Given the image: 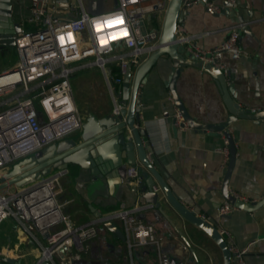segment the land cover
<instances>
[{"label":"crops","instance_id":"1","mask_svg":"<svg viewBox=\"0 0 264 264\" xmlns=\"http://www.w3.org/2000/svg\"><path fill=\"white\" fill-rule=\"evenodd\" d=\"M234 1V8L229 14H211L200 4L190 5L185 10L182 25L188 33L199 34L197 46L207 49L225 38L227 27L239 23L238 16L244 18L242 28L245 26L249 31H240L239 57L232 59L224 53L219 60L226 74L232 76L229 84L235 95L233 101L240 107L252 108L256 112L264 109V0ZM213 2L221 3L224 0ZM9 4L11 22L22 24L29 16L30 0H9ZM114 6L115 0H72L67 13H54L60 20H68L76 17L80 10L94 15L107 12ZM247 14L251 15L249 19ZM23 26L30 28L27 24ZM9 51L14 52L13 47L5 53L1 51L0 55L4 56ZM162 58L149 70L145 82L138 89L141 98L139 126L145 130L142 142L147 157L181 204L222 231L226 242L246 248L245 264H264V204L252 212L235 209L224 216L216 214L217 206L226 202L221 193V181L227 165V162L225 166L222 165L220 152L224 138L219 133L190 127H176L173 130L172 120L179 113L163 85L169 74V62L165 56ZM3 62L2 59L0 72L16 64V61ZM69 83L74 104L82 118L87 113L95 117L104 115L114 105L108 90L106 95L111 106L107 109L104 103L101 104V89L96 93L84 76H75ZM174 87L186 113L195 122L218 124L228 115L215 80L201 68L191 65L184 67L176 77ZM10 95L0 96V100ZM229 133L236 153L227 181L228 192L258 200L264 196V120L253 122L236 119L229 125ZM134 158V165L138 167L136 156ZM127 166L129 164L122 160L120 176L107 178L103 183L87 170L77 167L51 173L58 174L54 184L55 199L61 213L67 216L70 227L83 225L95 219L96 214L100 216L144 204L141 194L132 192L135 185L125 181L124 170ZM21 190L8 186L0 193L15 194ZM156 192L164 215L152 207L143 212L142 219L153 225L161 252L169 255L174 264H222L221 252L213 241L203 231L182 220L164 201L162 194L158 190ZM113 224L119 228V223ZM62 227L61 223L53 224L48 227V233ZM100 228L97 233L100 232L101 243H94V239H91L86 250L93 255L101 253L102 260L93 263L128 264L123 241L103 226ZM35 242L42 245L45 242L44 237L35 230L27 234L12 218L0 222L1 257L19 261L20 264H34L41 257V249ZM113 242H118L124 250L114 248ZM71 253H74L73 249ZM132 261L134 264H157L154 247L137 248Z\"/></svg>","mask_w":264,"mask_h":264},{"label":"built area","instance_id":"2","mask_svg":"<svg viewBox=\"0 0 264 264\" xmlns=\"http://www.w3.org/2000/svg\"><path fill=\"white\" fill-rule=\"evenodd\" d=\"M167 3L168 0H115V6L107 12L89 15L80 10L76 17L60 20L46 9V0H30L29 16L22 23L30 28L18 24L19 31L13 42L16 64L0 72V96L11 93L0 100V169L10 157L18 154L24 134L36 145L37 140L46 139V134L58 137L80 126L83 118L76 109L69 83V76L77 68L95 66L100 69L115 111L118 104L114 95L126 68L137 66L158 46ZM225 3L234 6L235 1L183 0L181 4L186 7L200 4L207 13L218 14L223 12ZM242 26L243 22H239L227 27L226 36L218 45L202 49L196 44L199 34L188 33L177 23L175 41L183 46L189 60L202 65L209 63L226 73L219 59L224 53L232 59L239 57L238 37ZM85 59L86 63L72 65ZM249 110L254 112L252 108ZM175 120L176 127H187L179 115ZM220 152L225 166L229 157L225 138ZM124 172L128 183L138 186V167L129 165ZM57 179L58 174L43 178L27 193L22 190L15 194L0 193V222L12 218L27 234L35 230L42 235L44 245L35 242L41 249L40 258L50 264H71L79 258V253L87 250L88 241L96 237L97 226L109 221L119 223L128 264H134L132 248L145 246L154 247L157 264H174L169 255L161 252L153 225L143 222L142 214L152 208V204H135L129 209L112 211L83 225L70 227L55 199ZM153 190L157 188L153 186ZM229 194L242 202L255 201L235 192ZM235 209L224 202L215 211L218 216H224ZM57 223L63 227L49 234L48 227ZM219 233L222 235V231ZM225 244L230 264H245L246 248H239L232 242L225 241Z\"/></svg>","mask_w":264,"mask_h":264},{"label":"water","instance_id":"3","mask_svg":"<svg viewBox=\"0 0 264 264\" xmlns=\"http://www.w3.org/2000/svg\"><path fill=\"white\" fill-rule=\"evenodd\" d=\"M182 1L168 0L161 22L158 46L137 66L126 68L114 95L118 108L114 111L111 106L110 110L99 117L87 113L78 128L70 129L58 137L48 134L45 140H41V142L37 140L36 145L33 140L27 138V134H24V141L20 145L18 154L10 157L2 166L0 190L13 186L15 189H23V193H27L36 188L42 181L41 179L50 176L53 171H65L69 167L87 170L89 174L103 183L107 178L115 177V175L120 176L122 160L126 164L134 165L136 156L141 184L132 187V192L140 193L144 203L152 204L163 214L162 204L157 199L158 194L153 190V186H155L162 194L164 201L182 220L203 231L213 241L221 252L222 264H230V253L218 229L181 204L178 197L151 165L142 142L145 130L139 126L141 102L138 93L139 86L145 82L149 70L165 56L169 62V66H167L169 74L163 85L167 88L182 123L195 130L220 133L227 141L229 157L221 181V193L224 200L236 209L247 212H252L264 204V196L254 202L247 203L234 199L229 194L227 187L236 153L234 141L229 133V125L236 119L252 120L253 122L264 120V109L250 112L248 108L240 107L233 101L235 95L229 84V79L232 76H228L221 69L209 63L202 65L200 62L185 57L183 46L175 41L174 35L175 25L182 24L187 8L181 4ZM71 3L72 0H46V9L49 12L65 14ZM225 6L223 12L229 14L233 6L228 3H225ZM9 9V0H0V52L4 51V53L12 48L15 35L19 31L18 23L11 22L9 18ZM247 17L249 19L251 15L247 14ZM237 20L244 22L242 16H238ZM242 30L249 31L245 26ZM190 65L201 68L215 80L228 112L223 122L218 124L197 123L186 113L175 92L174 82L179 72ZM175 121L174 118L172 120L173 130L176 129ZM182 123L179 124L180 127L183 125ZM125 181L128 182V178ZM27 186L29 187L25 188ZM102 226L123 241L122 232L113 223L105 221ZM171 261L174 263L173 259ZM0 264L20 263L0 256ZM34 264L50 263L39 258Z\"/></svg>","mask_w":264,"mask_h":264},{"label":"rangeland","instance_id":"4","mask_svg":"<svg viewBox=\"0 0 264 264\" xmlns=\"http://www.w3.org/2000/svg\"><path fill=\"white\" fill-rule=\"evenodd\" d=\"M13 47V46H12ZM2 59L5 61L3 63H13L15 61H17V57L15 52L13 51H9L7 54H5L4 56L0 55V62H2ZM87 60H81L80 62H76L73 63L72 65H77V64H81V63H86ZM75 76H84L85 78H87L90 82V84L94 87V91H96V93L99 91L100 89L102 91V98L100 101L101 104L104 103L105 106H107L106 108L109 109L111 106V102L109 103V100H107V89H106V85L102 76V73L100 71L99 68L95 67V66H90V67H80L77 68L76 71H74L70 76H69V80L71 81V79H73V77ZM97 83V84H96ZM102 225H98L97 229L99 228V230L101 229ZM100 237V232L97 233L96 237L93 238L94 239V243H101L99 240ZM93 243V244H94ZM118 242H113V246L114 248L118 247L120 251H123V246L118 245ZM144 247H138V249H143ZM137 248H132L131 253L133 256V259H135V250ZM102 255L101 253H98L96 255L91 254L90 251H84L79 253V258L75 261H73L71 264H96L93 262H96L97 260L100 262V260H102Z\"/></svg>","mask_w":264,"mask_h":264},{"label":"bare ground","instance_id":"5","mask_svg":"<svg viewBox=\"0 0 264 264\" xmlns=\"http://www.w3.org/2000/svg\"><path fill=\"white\" fill-rule=\"evenodd\" d=\"M47 256V253L44 254V257Z\"/></svg>","mask_w":264,"mask_h":264}]
</instances>
